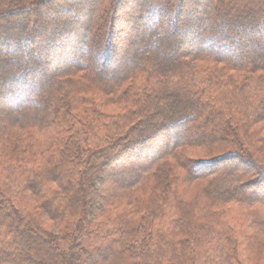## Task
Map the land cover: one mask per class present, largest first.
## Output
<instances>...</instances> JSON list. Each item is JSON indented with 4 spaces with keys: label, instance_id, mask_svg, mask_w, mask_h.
<instances>
[{
    "label": "trees",
    "instance_id": "1",
    "mask_svg": "<svg viewBox=\"0 0 264 264\" xmlns=\"http://www.w3.org/2000/svg\"><path fill=\"white\" fill-rule=\"evenodd\" d=\"M53 257L264 264V0H0V264Z\"/></svg>",
    "mask_w": 264,
    "mask_h": 264
},
{
    "label": "rangeland",
    "instance_id": "2",
    "mask_svg": "<svg viewBox=\"0 0 264 264\" xmlns=\"http://www.w3.org/2000/svg\"><path fill=\"white\" fill-rule=\"evenodd\" d=\"M252 40H257V39H252ZM240 42H241V41H240ZM120 44H122L121 41H120ZM242 44H243V46H245V44H247V39H246V40H243V41H242ZM90 48L93 49L94 47H93V46H90ZM245 49H246V51H247L248 48L245 47ZM91 52H92V51H90V53H91ZM7 54H8V53H6V55H7ZM99 108L102 109L101 107H99ZM111 108H112V107H106L105 110H104V109H103V110H104V111H106V110H107V111H111ZM112 164H113V166H112L113 169L118 170V168H120V167L118 166L119 163L114 162V163H112ZM117 167H118V168H117ZM30 204H31V203H30ZM28 206H29L30 209H32V210H34V211H37V210L34 208V206H33L32 204H31V205H28ZM44 222H45V225H46L47 227L52 228V229H55V226H54L53 224L49 223L48 221H44ZM52 260H54V257H53ZM53 264H56V261H55V260H54Z\"/></svg>",
    "mask_w": 264,
    "mask_h": 264
}]
</instances>
